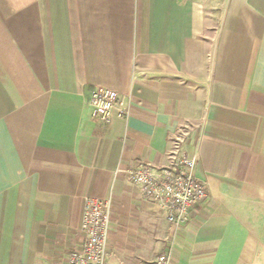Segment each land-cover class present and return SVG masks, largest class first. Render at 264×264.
<instances>
[{
	"label": "crops",
	"instance_id": "0c3cea01",
	"mask_svg": "<svg viewBox=\"0 0 264 264\" xmlns=\"http://www.w3.org/2000/svg\"><path fill=\"white\" fill-rule=\"evenodd\" d=\"M177 151L209 189L179 227L116 173ZM86 196L108 264H264V0H0V264H65Z\"/></svg>",
	"mask_w": 264,
	"mask_h": 264
},
{
	"label": "built area",
	"instance_id": "2783aa9c",
	"mask_svg": "<svg viewBox=\"0 0 264 264\" xmlns=\"http://www.w3.org/2000/svg\"><path fill=\"white\" fill-rule=\"evenodd\" d=\"M94 119L110 121L115 110L128 116L126 99L119 91L108 87H96L89 100ZM196 158L184 151H177L170 164L154 167L142 163L136 168L117 169L138 185L142 195L158 203L167 220L176 227L188 220L191 210L207 200V182L195 174ZM112 216V197L86 196L84 199L81 231L82 245L73 250L65 264H108L109 235ZM155 264H172V250L161 253Z\"/></svg>",
	"mask_w": 264,
	"mask_h": 264
}]
</instances>
